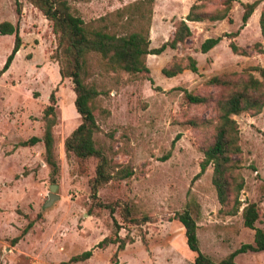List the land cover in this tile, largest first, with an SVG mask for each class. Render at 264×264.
Segmentation results:
<instances>
[{
	"label": "rangeland",
	"instance_id": "374dc122",
	"mask_svg": "<svg viewBox=\"0 0 264 264\" xmlns=\"http://www.w3.org/2000/svg\"><path fill=\"white\" fill-rule=\"evenodd\" d=\"M222 1L211 0L203 10L220 9ZM253 1L233 2L231 23L224 20L209 35L203 27L192 26L191 37L175 50L147 55L148 74L113 69L96 52L84 56L81 77L97 92L91 102L98 126L95 147L107 159L109 173L132 171L125 180L99 187L94 199L89 182L98 161L67 157L64 152L65 138L81 119L74 107L72 82L59 75L51 24L25 0H0V23L17 25L22 41L0 77V264H59L85 251L92 256L75 264H112L118 244L99 247V243L116 237L127 243L117 253V264H192L195 254L186 245L181 224L173 220L184 210L196 216L199 251L213 262L243 244L254 245V230L243 226L241 213L247 203H257L261 218L255 228L264 229V109L255 116H233L240 153L233 156L229 182L243 184L238 214L224 213L233 205V186L227 208L221 210L213 166L197 177L204 150L213 142L217 103L231 91L208 86L207 81L228 74L235 80L246 79L248 68L264 67V53L250 50L248 57L234 55L226 38L205 55L197 50L207 38L235 32L234 42L243 48L264 46L259 27L264 1L241 28L242 4ZM189 4L188 0H153L151 5L145 0H88L72 2L71 7L90 30L122 36L148 29L149 48L155 49L171 40ZM13 43V35H0V70ZM189 56L197 62V73L162 75L164 67L174 60L186 64ZM185 92L207 97L208 102L189 104ZM51 93L56 107L46 117ZM46 130L52 137L55 171L46 163L43 142L20 146L32 137L42 138ZM52 184L58 186L59 199L46 208ZM130 219L146 221L135 225ZM29 223L27 234L13 244ZM235 262L264 264V251L239 254Z\"/></svg>",
	"mask_w": 264,
	"mask_h": 264
},
{
	"label": "trees",
	"instance_id": "16d2710c",
	"mask_svg": "<svg viewBox=\"0 0 264 264\" xmlns=\"http://www.w3.org/2000/svg\"><path fill=\"white\" fill-rule=\"evenodd\" d=\"M37 9L43 17L50 22L52 31L57 39V52L55 59L59 65V75L61 80L70 79L75 95L74 107L78 113L81 123L65 138L63 142L64 152L67 157L74 156L80 160L96 159L98 161L95 176L90 180L91 197L97 198V190L102 185L110 181L125 180L132 176V171L122 169L117 173L108 172V163L104 154L95 147L94 134L98 129L95 115L91 106L92 100L97 96V92L92 87L84 84L81 77L82 67L84 64V56L89 52L99 53L107 64L113 69H119L126 73H145L149 70L145 65L144 59L147 55H160L166 49L175 50L178 45L183 44L191 37L192 31L187 22H221L228 19L229 11L233 2L236 0H223L221 8L212 11H204V4L211 0H195L190 7L185 19L179 21L175 26V31L171 40L163 43L155 49L149 48L148 29H142L129 35H115L106 32L103 29L90 30L85 26L84 21L76 16L71 7L72 2H84L88 0H25ZM150 5L153 0H145ZM264 0H255L242 4L243 13L241 17V28H243L254 11ZM16 12L21 14L20 5L18 3ZM231 23V19H228ZM149 24V22L147 23ZM259 27L261 37L264 42V7L259 17ZM148 28V25H147ZM0 35H13V47L7 56L3 67L0 70V77L10 68L16 54L19 52L22 41L19 35L17 25L9 22L0 23ZM238 36V32L224 33L215 38H208L200 45L197 52L207 54L215 48L223 39L229 40L228 47L230 51L237 56L248 57L250 50L258 54L264 53L263 43H255L250 49L243 48L234 42ZM189 70L197 73V62L189 56L186 64H182L178 60H174L169 66L164 67L161 71L166 78H174L177 75ZM248 72L246 79H233V74L218 75L211 77L207 81L208 86L224 87L231 89L228 95L218 101V116L214 125L213 142L204 150V158L200 164V172L197 177L201 176L209 166H213L212 182L217 191L218 202L221 210L227 208L229 202V192L231 187L234 189L233 205L224 213L228 216L238 214L242 204L239 200V193L243 188L242 183L232 185L229 182V175L234 169L233 156L240 153L239 146V129L233 116L242 113H250L252 116L259 115L264 109V67L255 66L246 70ZM251 72H256L259 78H256ZM152 82L151 78H148ZM185 100L192 105H203L208 102V98L192 94L184 93ZM50 105L45 109L44 115L49 117L54 114L56 107V98L54 93L49 96ZM43 142L46 148V163L57 169V164L52 160V137L49 130H46L42 138L32 137L20 144L21 147L34 146ZM113 208H111V213ZM243 226L254 230V245L243 244L238 249L230 253L227 257L219 262H213L208 256L199 251L197 241V219L188 210L176 213L173 220L179 222L184 229V237L188 249L195 254L192 264H236L235 257L239 254L248 252L264 251V229L255 228V223L260 221V208L257 203L246 204L242 208ZM128 218L126 211L124 219ZM146 221L138 219H130V222L137 225ZM32 223H29L20 233L13 239L12 243L16 244L23 238ZM109 244H118L117 251L113 255L112 264H117V253L124 250L127 244L125 240L105 238L99 247ZM92 256L91 251H85L79 255L71 257L66 262L59 264H75L84 262Z\"/></svg>",
	"mask_w": 264,
	"mask_h": 264
},
{
	"label": "crops",
	"instance_id": "0c3cea01",
	"mask_svg": "<svg viewBox=\"0 0 264 264\" xmlns=\"http://www.w3.org/2000/svg\"><path fill=\"white\" fill-rule=\"evenodd\" d=\"M190 2V4L188 5V7L186 8V11L184 14H187L188 10H189V7H191L193 4H194V1L195 0H188ZM256 11V10H255ZM254 11V12H255ZM253 15V14H252ZM224 21H221V22H215V23H211V22H187L189 27H192V26H201L203 27V29L206 31V33H208V35L217 28V25L219 26L220 23H222ZM205 28H208L205 29ZM215 38V37H214ZM208 39V38H207ZM206 40V39H205ZM214 49V48H213ZM212 49V50H213ZM210 52V51H209ZM205 55V54H204Z\"/></svg>",
	"mask_w": 264,
	"mask_h": 264
},
{
	"label": "water",
	"instance_id": "95a60500",
	"mask_svg": "<svg viewBox=\"0 0 264 264\" xmlns=\"http://www.w3.org/2000/svg\"><path fill=\"white\" fill-rule=\"evenodd\" d=\"M58 186L56 184L50 185V193L48 195V201L45 203V207H50L54 201L59 199V195L55 194V191L57 190Z\"/></svg>",
	"mask_w": 264,
	"mask_h": 264
}]
</instances>
